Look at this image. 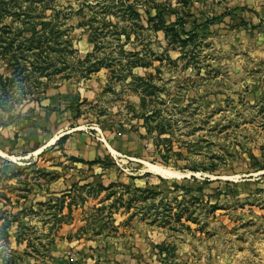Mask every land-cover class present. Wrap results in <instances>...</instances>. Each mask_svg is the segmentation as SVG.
<instances>
[{
    "label": "rangeland",
    "instance_id": "374dc122",
    "mask_svg": "<svg viewBox=\"0 0 264 264\" xmlns=\"http://www.w3.org/2000/svg\"><path fill=\"white\" fill-rule=\"evenodd\" d=\"M0 264H264V0H0Z\"/></svg>",
    "mask_w": 264,
    "mask_h": 264
},
{
    "label": "bare ground",
    "instance_id": "6f19581e",
    "mask_svg": "<svg viewBox=\"0 0 264 264\" xmlns=\"http://www.w3.org/2000/svg\"><path fill=\"white\" fill-rule=\"evenodd\" d=\"M153 167V166H152ZM151 169V168H150ZM154 169V168H153ZM156 171H161L159 168H155ZM166 170V169H165ZM167 172V171H166ZM175 173V172H174ZM165 177V176H164Z\"/></svg>",
    "mask_w": 264,
    "mask_h": 264
}]
</instances>
